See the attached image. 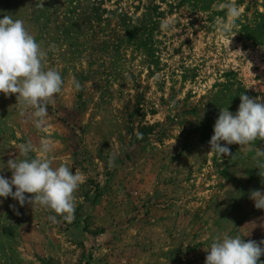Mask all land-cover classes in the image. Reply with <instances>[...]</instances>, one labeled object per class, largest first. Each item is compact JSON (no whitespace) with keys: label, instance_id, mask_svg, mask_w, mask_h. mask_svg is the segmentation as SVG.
Segmentation results:
<instances>
[{"label":"rangeland","instance_id":"rangeland-1","mask_svg":"<svg viewBox=\"0 0 264 264\" xmlns=\"http://www.w3.org/2000/svg\"><path fill=\"white\" fill-rule=\"evenodd\" d=\"M225 2L0 0V19H22L65 81L43 131L0 93V175L45 137L53 167L84 175L71 222L0 197V264H205L220 233L264 240L249 198L264 192L253 159L264 141L208 154L220 108L264 98V0H236L242 15L222 39Z\"/></svg>","mask_w":264,"mask_h":264},{"label":"clouds","instance_id":"clouds-1","mask_svg":"<svg viewBox=\"0 0 264 264\" xmlns=\"http://www.w3.org/2000/svg\"><path fill=\"white\" fill-rule=\"evenodd\" d=\"M219 7L226 10V18H217L214 27L224 39L236 27L242 8L236 0H227ZM169 26L167 22L161 24L165 30ZM233 37L228 40V47ZM47 55L48 51L36 40L22 19H13L10 15L0 19V93L5 97L15 95L17 104L30 110L28 119L41 131L48 124V105L57 94L62 93L65 85L60 71L47 66ZM71 83L75 90L82 89L78 80L73 79ZM240 101L235 114L228 108H220L208 154H215L222 159L232 155L229 145L236 144L241 148L256 141H264V98H252L242 93ZM55 147L50 137L42 138L38 146L31 140L21 144L18 151L23 159L16 157L7 162L11 178L0 175V197H11L21 207L26 203L33 208L39 205L71 222L76 207L75 193L84 182V175L78 169L73 172L66 164L53 167L48 156ZM33 152L39 155L30 157L29 154ZM253 159L259 169L258 174L264 177V148L257 149ZM112 163L110 160L109 166ZM249 198L255 202V208L264 210V192L252 190ZM56 216L49 219L55 221ZM204 250L207 252L205 264H264L261 260L264 256V240L245 241L239 235L231 236L224 232L216 235Z\"/></svg>","mask_w":264,"mask_h":264}]
</instances>
